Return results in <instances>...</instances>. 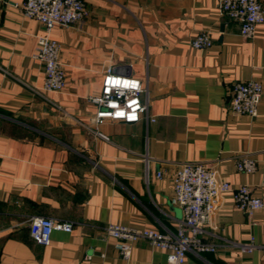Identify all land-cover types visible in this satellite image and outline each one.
Wrapping results in <instances>:
<instances>
[{"label":"crops","instance_id":"obj_1","mask_svg":"<svg viewBox=\"0 0 264 264\" xmlns=\"http://www.w3.org/2000/svg\"><path fill=\"white\" fill-rule=\"evenodd\" d=\"M24 1L0 0V264H169L145 240L124 260L104 227L176 233L183 212L171 203L172 177L184 163L208 166L233 190L248 185L264 202V95L256 117L230 107L236 82L264 88V24L244 38L222 0H82V24L48 32L21 12ZM201 32L213 45L197 50ZM42 36L61 44L62 92L43 89L34 58ZM108 68L142 80L155 122L96 126L91 98ZM242 156L256 161L253 174L237 170ZM35 217L74 227L38 245ZM205 229L211 244L221 237L264 247V208L251 219L224 193ZM185 264H264V248L188 253Z\"/></svg>","mask_w":264,"mask_h":264},{"label":"built area","instance_id":"obj_2","mask_svg":"<svg viewBox=\"0 0 264 264\" xmlns=\"http://www.w3.org/2000/svg\"><path fill=\"white\" fill-rule=\"evenodd\" d=\"M21 12L30 19L41 22L50 32L56 26H78L87 17L82 0H25L20 6ZM222 15L229 21L240 25L244 38H253L260 25L264 24V6L261 0H222ZM213 39L207 32L199 33L192 41L194 49H208ZM61 44L52 38H38V47L34 58L40 61L45 70L43 89L48 93L65 90L67 76L60 59ZM264 95L263 85L257 81L236 82L231 90L230 107L238 115L256 117ZM97 106L95 123L100 126L107 121L135 124L143 119L155 122L150 117V95L142 80L131 76H120L108 68L104 73L101 94L91 98ZM96 134L108 140L97 130ZM237 170L251 175L256 171L257 163L248 156H242L236 163ZM162 174L159 173L158 177ZM173 195L171 203L183 212V218L177 220L176 233H161L158 230L132 228L121 224H108L104 227L107 236L113 238L115 248L124 260H130L133 246L141 240L154 248L167 252L169 264H185L188 253H215L220 247H231L243 253H252L264 248L250 243H238L221 238L222 244L207 242L209 233L205 227L214 214L218 198L232 192L238 209L249 218L264 208V202L256 197L248 185L233 190L229 183L216 180L213 171L204 164L184 163L172 177ZM73 223L58 221L50 217H35L30 222V237L38 245L48 246L55 231L70 233Z\"/></svg>","mask_w":264,"mask_h":264}]
</instances>
